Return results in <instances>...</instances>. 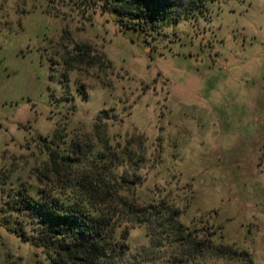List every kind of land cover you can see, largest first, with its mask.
I'll return each mask as SVG.
<instances>
[{
    "label": "rangeland",
    "instance_id": "obj_1",
    "mask_svg": "<svg viewBox=\"0 0 264 264\" xmlns=\"http://www.w3.org/2000/svg\"><path fill=\"white\" fill-rule=\"evenodd\" d=\"M164 2L139 30L100 8L0 0V264H50L13 231L8 192L70 199L82 176L124 208L164 200L198 239L264 264V0ZM124 208L116 264H246Z\"/></svg>",
    "mask_w": 264,
    "mask_h": 264
},
{
    "label": "trees",
    "instance_id": "obj_2",
    "mask_svg": "<svg viewBox=\"0 0 264 264\" xmlns=\"http://www.w3.org/2000/svg\"><path fill=\"white\" fill-rule=\"evenodd\" d=\"M55 1L81 16H86L97 8L102 12H112L116 23L122 29H154L170 12L164 0ZM205 1L195 0L196 5ZM54 14L57 15L58 12L55 11ZM71 152L76 155L75 159L83 155L78 148ZM63 158L75 160L72 155ZM118 179L120 189L127 187L128 183L137 184L127 175L118 176ZM84 180L86 177L82 176L77 183L69 185L75 191L70 199L41 191L34 196L22 186L12 193L8 192V212L5 213L15 217L16 226L13 231L22 240L41 248L50 264H116L127 250L124 241L128 236V227L117 230V218L127 202L120 199L119 204H114L112 195L108 196L107 191L100 193L91 181L85 185L81 182ZM169 207L164 200H160L146 205L130 203L124 209L127 215L133 216L131 219L135 222H145L153 215L163 222L170 223L177 240L197 252L213 250L221 255L238 256L246 260V264H251L246 252H237L224 244H213L209 238L198 239L196 234L177 222L181 210Z\"/></svg>",
    "mask_w": 264,
    "mask_h": 264
}]
</instances>
